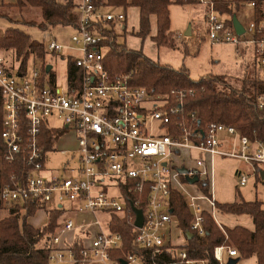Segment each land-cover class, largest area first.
Returning <instances> with one entry per match:
<instances>
[{
	"label": "built area",
	"instance_id": "built-area-1",
	"mask_svg": "<svg viewBox=\"0 0 264 264\" xmlns=\"http://www.w3.org/2000/svg\"><path fill=\"white\" fill-rule=\"evenodd\" d=\"M197 3L210 9L207 38L213 44L252 46L264 79V16L254 15L238 35L212 0ZM248 6L255 12L256 3ZM77 11L79 25L72 27L69 41L52 40L45 45L48 54L67 62L65 87L52 83L49 74L43 75L42 70L51 65L48 61L34 66L29 62L23 70L22 62L10 64L0 53L6 146V153L0 154V169L20 154L27 157L29 166L25 185L0 188L1 204L33 201L64 211L51 241L48 264H206L189 255V240L170 212L173 195L183 196L191 210L190 233L203 237L208 211L203 205L220 226L214 191L217 157L241 160L257 176L264 165V143L251 141L234 126L216 122L202 126L195 112L186 111L183 91L151 94L133 86L131 74L111 76L105 68L109 51L105 42L114 31L109 24L125 23L126 13L106 12L94 0H79ZM69 62L81 71V79L71 82ZM258 106L264 110V93L258 97ZM45 128L75 134L80 168L74 177L42 176ZM237 175L240 186H246L248 176L241 171ZM123 189L135 197L125 195ZM143 204L144 210L139 208ZM134 210L142 211L141 227L136 226ZM115 217L133 228L136 253L124 254L123 235L112 230ZM213 255L219 264L239 258L238 251L227 245L216 247Z\"/></svg>",
	"mask_w": 264,
	"mask_h": 264
},
{
	"label": "trees",
	"instance_id": "trees-1",
	"mask_svg": "<svg viewBox=\"0 0 264 264\" xmlns=\"http://www.w3.org/2000/svg\"><path fill=\"white\" fill-rule=\"evenodd\" d=\"M197 0H94L99 8L130 7L140 10L139 36L146 38L151 32V17H157V35L153 41L158 48L169 50L181 49L180 42L171 31L170 8L172 5L186 7L196 5ZM216 10L228 16L227 25L233 28V18L240 11V0H212ZM256 3L255 17L264 16V0H252ZM30 6L39 10L41 23L36 20H23L22 24L38 26L40 30L48 28L78 27L79 14L77 0H16L14 4L0 3V18H9V10ZM11 23L19 21L10 20ZM114 28V23L109 24ZM105 45L109 51L105 57V68L115 77L122 74H131V84L135 87L147 89L151 94L172 95L179 90L186 93L185 103L187 112H195L201 125L209 122L222 123L236 127L251 141L264 143V110L259 109L258 97L264 93V79L257 72L253 80L242 79L235 81L226 76H207L198 81L190 77L189 70L182 66L176 70L170 66L162 65L149 59L142 50H128L125 44L118 43L116 34L111 31L107 35ZM10 48L17 50L16 57H23L22 68L26 70L32 57L45 62L47 52L44 43L32 41L31 37L17 26L8 28L0 35V51ZM23 52H25L24 55ZM185 55L186 47L183 46ZM22 55V56H21ZM45 75V70H42ZM68 75L72 81L81 79V71L72 63L68 64ZM52 81L56 75L51 74ZM4 109L0 94V154L6 153V146L2 139ZM46 150H53L52 143L60 138L64 131L49 130L45 128ZM29 166L24 154L17 155L13 162H4L0 169V188H16L18 184L25 185ZM123 193L128 194L123 189ZM135 197V193L128 194ZM45 205L38 202L27 201L11 206L10 216L0 221V264H48L53 247L51 241L57 232V220L63 215L59 209L48 211L49 220L42 229H35L28 224V219L33 217ZM140 209L144 210L145 205ZM171 208L178 218L179 226L184 234L191 232V210L185 203L183 196L174 194ZM220 213L233 215H249L254 223V231L244 227H224L229 240L223 230L217 225L211 214L206 211L205 229L203 237H194L189 240V255L192 259L200 260L206 264H219L214 258V249L222 245L232 246L238 251L242 259L256 257V264H264V202L240 201L232 204H217ZM112 230L121 233L124 238L123 251L136 253L133 240V228L125 221L115 217Z\"/></svg>",
	"mask_w": 264,
	"mask_h": 264
},
{
	"label": "rangeland",
	"instance_id": "rangeland-1",
	"mask_svg": "<svg viewBox=\"0 0 264 264\" xmlns=\"http://www.w3.org/2000/svg\"><path fill=\"white\" fill-rule=\"evenodd\" d=\"M3 2L9 4L8 0H0V3ZM249 2L251 0H240V11L236 15L238 21L244 27L250 24L255 15L254 8L248 6ZM209 10V7L198 3L186 7L171 6L172 31L175 32L177 37L183 34V38L178 40L181 46L179 50L173 51L166 48H158L151 39L150 34L146 38L140 37L138 35L139 12L136 8H130L127 11L129 26L134 27V33L128 34V32H124L121 27L117 26L116 39L118 43L125 44L128 49L142 50L147 57L156 60L162 65L172 66L177 70L185 66L189 70L190 77L195 81L207 76H226L235 81L245 78L253 80L257 75L256 73L259 72L253 47L245 43L213 44L207 38V15ZM8 13V19L0 18V23L2 24H0V35H3L7 27L9 28L10 26H18L31 37L32 41L44 44L52 40L68 42L73 35V31L69 28H48L44 31L40 30L37 25L28 26L22 24L23 20L31 19L36 20L37 24L41 23L39 10L30 6L22 9L12 8ZM218 13L220 12L218 11ZM220 14L225 16V14ZM225 17L229 19L227 15ZM10 20L19 21V23H11ZM151 34H154V29ZM183 46L186 47L187 56L182 52ZM1 52L10 54L11 52L17 53V50L10 48L7 51L1 50ZM24 54L25 52L22 55ZM48 61L58 76V87H65L67 62L57 55H49ZM62 149L70 152L68 155H62L60 153ZM79 156L77 144L75 143V134L68 132L57 142L53 151L48 153L46 170L42 176L46 179L52 177H74L76 175L75 171L80 168ZM259 170L264 172V165L259 166ZM238 171L248 176V183L244 187L239 184ZM253 172V168L241 160L217 157L215 161L214 191L218 204H232L242 200L264 202V178L263 176H253ZM203 208L211 211L207 205H203ZM101 215L103 214L98 213L99 217ZM216 215L219 221L228 228L242 226L252 231L255 229L252 217L249 215L225 214L220 213L218 209H216ZM104 216L107 218V215ZM253 262L254 260L248 259L242 260L240 264H253Z\"/></svg>",
	"mask_w": 264,
	"mask_h": 264
},
{
	"label": "crops",
	"instance_id": "crops-1",
	"mask_svg": "<svg viewBox=\"0 0 264 264\" xmlns=\"http://www.w3.org/2000/svg\"><path fill=\"white\" fill-rule=\"evenodd\" d=\"M79 0H77V2H78ZM16 2V0H8V3H11V4H14ZM251 2H252V0H251ZM130 8H133V7H130ZM130 8H128V9H130ZM104 9V11H106V12H110V11H114V12H120V11H124L125 13H126V16H127V19H126V22L125 23H123V24H116V25H114V31H115V34H116V28H117V26L118 27H121L122 29H123V31L124 32H128V34H132V33H134V27L133 26H129V17H128V9L126 10V9H123V8H116V9H114V8H110V7H106V8H103ZM137 10H138V12H139V32H140V10L138 9V8H136ZM255 13V12H254ZM1 24V23H0ZM2 25V24H1ZM9 26V25H8ZM234 26V25H233ZM3 27V26H2ZM5 27H7V26H5ZM10 27H12V26H10ZM9 27V28H10ZM18 27V26H17ZM4 28V27H3ZM2 28V29H3ZM19 28V27H18ZM61 28V27H60ZM69 29H71L72 30V27H68ZM7 29H8V27H7ZM20 29V28H19ZM154 29V34H151V32H150V35H151V39L153 40V37H155L156 35H157V17L155 16V15H153L152 17H151V31ZM192 29V28H191ZM23 31V30H22ZM73 31V30H72ZM171 31H172V24H171ZM172 33L175 35V37L179 40V38L180 39H182L183 38V34H180L178 37L176 36V34H175V32H173L172 31ZM139 34V33H138ZM70 39V38H69ZM41 43V42H40ZM62 43H67V42H62ZM44 45H46V44H44ZM128 49V48H127ZM46 50V49H45ZM128 50H132V49H128ZM135 51H138V50H135ZM47 52V51H46ZM0 53L1 54H3L5 57H6V59L9 61V63L11 64L12 62H14L15 60H17V61H19V62H22L23 63V58H21V59H17V57H16V53H8V54H6V53H3V52H1L0 51ZM50 54H48L47 53V57H46V60H45V62H43V63H46V61H48V56H49ZM185 55V54H184ZM58 56V55H57ZM185 56H187V55H185ZM149 58V57H148ZM149 59H151V60H153L154 62H157L156 60H154V59H152V58H149ZM29 62H32V65L31 66H34V64H36L37 62H42V61H40V60H36L34 57H32L31 56V58H30V60H29ZM29 62H28V65H29ZM49 62V61H48ZM22 66V65H21ZM30 66V67H31ZM48 67H51L50 68V71L49 72H47V68ZM46 69H44L45 70V73H47V74H49L50 76H51V74H55L56 75V80L55 81H52V79H51V77H50V79H51V82L52 83H56L57 84V82H58V76H57V74H56V72L54 71V68H53V66L52 65H49ZM170 67H172V66H170ZM67 68V67H66ZM173 68V67H172ZM180 69V68H179ZM27 70V69H26ZM177 70V69H176ZM66 78H67V72H66ZM56 126H58V123H56ZM49 130H53V129H49ZM68 133V132H67ZM67 133H64L60 138H58V139H55L54 141H53V143H52V148L54 149V147L56 146V144H57V142H59V140L60 139H62ZM45 133H44V142H45ZM75 143H76V140H75ZM47 151V153H46V162H47V155H48V153L49 152H52V151H50V150H46ZM62 151H66V153L65 154H63L62 153ZM70 151L69 150H66V149H62L61 151H60V153L62 154V155H68V153H69ZM45 167H46V163H45ZM45 170H46V168H45ZM45 170H44V172H45ZM78 170H79V168H78ZM78 170L77 171H75L76 172V175H77V172H78ZM258 170H259V168H258ZM261 173H259V174H261L260 176H259V174L256 176V177H262L263 175H264V172L263 171H261V170H259ZM43 172V173H44ZM189 190H190V192H195V190L194 189H192V188H190L189 187ZM184 198V197H183ZM185 200V199H184ZM186 203V202H185ZM218 203V202H217ZM172 204V203H171ZM10 209H11V206H7V205H2L1 204V202H0V221H2V220H5V219H7L9 216H10ZM51 209H56L53 205H45V208L44 209H41V210H38L37 211V213L33 216V217H30L29 219H28V224L29 225H31L32 227H34L35 229H42L43 227H45L46 225H47V223H48V220H49V215H48V211L49 210H51ZM60 210V209H59ZM171 210L173 211V209L171 208ZM64 212V211H63ZM171 212V211H170ZM171 213H173L174 214V211L173 212H171ZM175 215V214H174ZM176 216V215H175ZM177 217V216H176ZM61 218V217H60ZM59 218V219H60ZM216 218H217V221H218V223L220 224V226L222 227H220L218 224V226L222 229V230H224V228H223V224L219 221V219H218V217H217V215H216ZM59 219L57 220V224H58V222H59ZM177 220H178V218H177ZM224 227H226V226H224ZM238 227V226H237ZM240 227H242V226H240ZM57 228H58V225H57ZM228 228V227H227ZM235 228V227H234ZM245 228V227H244ZM255 228V227H254ZM232 229V228H231ZM247 229V228H246ZM249 230V229H248ZM225 231V230H224ZM223 231V232H224ZM250 231H252V230H250ZM254 231V230H253ZM226 233V232H225ZM187 234H191L190 232L189 233H186V236H187ZM192 235V234H191ZM228 236V235H227ZM193 237H194V235H193ZM188 238V237H187ZM229 238V237H228ZM188 240H190L189 238H188ZM229 240V239H228ZM232 247V246H231ZM233 248V247H232ZM239 261H238V263H241V261L242 260H248V259H242L240 256H239ZM250 260H254V262H253V264H256V262H257V259H256V257H252V258H250Z\"/></svg>",
	"mask_w": 264,
	"mask_h": 264
},
{
	"label": "water",
	"instance_id": "water-1",
	"mask_svg": "<svg viewBox=\"0 0 264 264\" xmlns=\"http://www.w3.org/2000/svg\"><path fill=\"white\" fill-rule=\"evenodd\" d=\"M233 25L238 35H242L244 33L243 25L238 21L236 16L233 18ZM50 68L51 67L47 68V72L50 71ZM263 178H264V175H263ZM190 183L194 184L196 183V180H191ZM134 211L136 212V215H137L136 226L141 227L143 224L142 211H138V210H134ZM171 212L173 211L171 210ZM187 237L191 240L193 238V235L187 234ZM238 261L239 259H231L229 260L228 264H236Z\"/></svg>",
	"mask_w": 264,
	"mask_h": 264
}]
</instances>
